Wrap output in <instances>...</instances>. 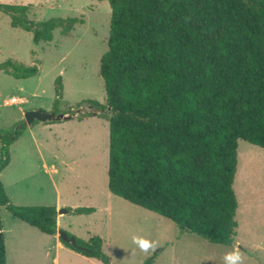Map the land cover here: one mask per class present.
<instances>
[{
  "label": "trees",
  "instance_id": "obj_1",
  "mask_svg": "<svg viewBox=\"0 0 264 264\" xmlns=\"http://www.w3.org/2000/svg\"><path fill=\"white\" fill-rule=\"evenodd\" d=\"M108 1V49L99 68L106 103L83 101L78 106L90 110L77 115L78 121L108 119V190L173 221L181 232L232 245L238 141L264 149V0ZM0 11L10 15L12 27L31 32L35 43L52 41L56 29L68 34L82 22H36L27 6L0 4ZM0 69L15 78L38 73L36 66L11 60ZM63 90L59 76L54 107ZM27 126L22 120L0 130V173L10 163V145ZM2 206L44 234L58 231L56 207L12 204L0 179ZM69 210L81 215L95 208ZM1 230L0 220V264H7ZM75 239L73 245L60 237L71 250L110 264L101 237Z\"/></svg>",
  "mask_w": 264,
  "mask_h": 264
},
{
  "label": "rangeland",
  "instance_id": "obj_2",
  "mask_svg": "<svg viewBox=\"0 0 264 264\" xmlns=\"http://www.w3.org/2000/svg\"><path fill=\"white\" fill-rule=\"evenodd\" d=\"M0 4L27 6L28 18L36 22L54 17H77L82 21L68 34L56 29L52 41L35 43L31 32L12 27L10 15L0 11V64L11 60L38 68V73L28 78H15L0 69V130L25 120L29 110L72 111L66 114L67 120L54 122L56 128H42L40 122L36 123L10 145V163L0 173L10 203L56 207L58 230L84 240L101 237L110 264H143L146 260H152V264H226L225 256L233 251H239L241 264H264L263 148L238 141L234 179L238 227L234 243L214 244L197 234L181 232L173 221L108 190V119L95 116L77 120L78 114L90 110L86 104L78 106L79 103H106L99 68L108 49L109 1L0 0ZM59 76L63 98L54 107ZM12 98L22 102L14 103ZM77 207L95 210L81 215L69 210ZM63 209L68 212L59 213ZM0 220L3 236L12 241L10 264L16 260L50 259L42 246L34 253L23 250L26 245L17 240L18 229H32L4 206L0 207ZM133 236H143L154 243L145 252L133 243ZM62 262L93 264L75 251L62 257Z\"/></svg>",
  "mask_w": 264,
  "mask_h": 264
},
{
  "label": "crops",
  "instance_id": "obj_3",
  "mask_svg": "<svg viewBox=\"0 0 264 264\" xmlns=\"http://www.w3.org/2000/svg\"><path fill=\"white\" fill-rule=\"evenodd\" d=\"M17 99L20 100L19 98H17ZM20 101H22V100H20ZM36 123H39V122H36ZM36 123H32L31 125H28L27 128H31ZM40 124H42V128H49V129L56 128L58 126L56 123H48V122H40ZM24 131L22 132V134L24 133ZM22 134L20 135V137L22 136ZM53 170L56 171L55 168ZM3 187H4V185H3ZM4 189H5V187H4ZM5 191H6V189H5ZM6 194H7V192H6ZM7 196H8V194H7ZM8 198H9V196H8ZM9 201H10V198H9ZM25 224H27V223H25ZM57 225L59 228L58 214H57ZM28 226H30V225H28ZM29 228H31L32 230H38L37 228L32 227V226H30ZM18 230H19V234H18L17 240L19 242H21L22 245H26V247H23V250L28 249L31 253H34L35 250H39L38 249L39 246H42L45 248L44 249L45 256L50 257V259L44 260V261L42 260V261H32V262L31 261L25 262L24 260H22V262H19L18 260H16L15 262H13L11 264H64L62 262V257H64L65 255H68L69 252H74L73 250L66 247L61 242L58 231L55 235H47V234L42 233L40 230L32 231L30 229H24L23 227H21ZM35 232H39V233H35ZM40 234H43L44 236H49V239H46L47 237H44L43 235H40ZM4 243H5V249H6V261H7V264H10V261H9V249H10L9 245L12 243V241L9 242L8 239L4 235ZM53 250H54V253L52 254ZM81 257L83 258V260H87L88 262H93V264H96V263H94V261L100 262L97 259L88 258V257H85L83 255H81Z\"/></svg>",
  "mask_w": 264,
  "mask_h": 264
},
{
  "label": "water",
  "instance_id": "obj_4",
  "mask_svg": "<svg viewBox=\"0 0 264 264\" xmlns=\"http://www.w3.org/2000/svg\"><path fill=\"white\" fill-rule=\"evenodd\" d=\"M25 121L28 125H31L33 122H51V121H62L66 120L69 116L64 113L44 112L40 109L29 110L24 115ZM67 209L61 210L59 213H67ZM58 234L62 240L69 242L73 245H76V239L74 236H68L66 232L58 230Z\"/></svg>",
  "mask_w": 264,
  "mask_h": 264
},
{
  "label": "clouds",
  "instance_id": "obj_5",
  "mask_svg": "<svg viewBox=\"0 0 264 264\" xmlns=\"http://www.w3.org/2000/svg\"><path fill=\"white\" fill-rule=\"evenodd\" d=\"M133 243L137 244L142 251H148L154 242L145 239L143 236H133ZM226 264H241L239 251H233L225 256Z\"/></svg>",
  "mask_w": 264,
  "mask_h": 264
},
{
  "label": "built area",
  "instance_id": "obj_6",
  "mask_svg": "<svg viewBox=\"0 0 264 264\" xmlns=\"http://www.w3.org/2000/svg\"><path fill=\"white\" fill-rule=\"evenodd\" d=\"M12 102L18 103V102H22V101L18 100L17 98H12Z\"/></svg>",
  "mask_w": 264,
  "mask_h": 264
}]
</instances>
